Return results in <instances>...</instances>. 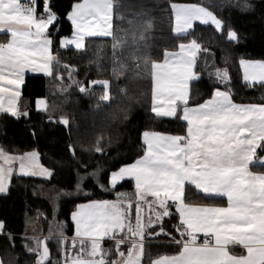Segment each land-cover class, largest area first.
I'll use <instances>...</instances> for the list:
<instances>
[{
	"label": "snow or ice",
	"instance_id": "1",
	"mask_svg": "<svg viewBox=\"0 0 264 264\" xmlns=\"http://www.w3.org/2000/svg\"><path fill=\"white\" fill-rule=\"evenodd\" d=\"M112 7L111 0H76L62 19L52 0H0V31L8 36L0 43V114L30 118V112H21L18 105L26 70L54 77L60 92L75 87L90 96L93 88L102 87L97 107L110 101L111 81L78 80L76 66L61 65L55 37L66 20L72 32L60 37V49L85 51L87 38L109 34ZM169 8L175 36H187L199 22L221 38L226 29V42L239 43L238 33L203 3L173 2ZM210 53L194 37L175 50L165 48L162 58L152 63L151 112L157 118L185 122V134L144 131L142 155L131 163L118 162L106 177L105 169L89 172L75 145H68L81 165L77 192L88 199L83 186L91 179L115 198L77 204L70 214L74 227L70 240L66 221L58 218L50 223L47 236H22V247L31 257L25 264H264V171L250 167L264 164L259 155L264 152V103H235L229 69L213 64L208 72L209 80H214L211 97L189 106L193 88L210 67ZM201 54L205 66L198 70ZM239 67L245 86L264 88V60L240 58ZM35 104L38 112L48 114L47 123L71 128L70 117L64 113L57 117L55 106L45 98L37 97ZM37 136L34 131L33 137ZM94 151L104 154L103 137L97 139ZM41 160L36 149L19 153L0 147V194L9 193L14 176L51 182L55 170ZM127 182L133 191H117ZM193 188L205 200L225 198L226 205L190 203ZM61 194L71 195L63 190L57 195ZM0 237L15 249L17 237L3 219ZM50 241L57 244L55 256ZM105 242H110L109 248H104ZM0 264H5L2 256ZM14 264L19 260L14 258Z\"/></svg>",
	"mask_w": 264,
	"mask_h": 264
},
{
	"label": "trees",
	"instance_id": "2",
	"mask_svg": "<svg viewBox=\"0 0 264 264\" xmlns=\"http://www.w3.org/2000/svg\"><path fill=\"white\" fill-rule=\"evenodd\" d=\"M118 7L113 13L111 37H91L86 40V50L60 49V37L71 35L70 22L64 20L59 35L55 37V49L60 53L61 65L68 63L78 69L77 79L111 81V100L97 107L102 87L93 88L92 95L81 94L77 88L60 92V83L54 77L44 75L25 76L19 101L21 112L29 111L30 118L19 119L0 114V147L19 153L36 149L41 162L55 170V177L48 182L37 177H13L7 195L0 194V219L6 220L9 229L17 237L14 250L8 241L0 237V256L5 264H25L31 257L22 247V236H47L49 225L58 218L66 221V236L73 235L71 212L79 203L88 199H114L115 195L102 192L91 179L85 182L84 192H77V168L81 167L68 151L74 144L79 160L87 164L88 171L97 168L107 171L118 167V162L131 163L142 155L141 135L144 131H158L172 135L185 134L186 123L176 118H157L151 112L152 63L162 58L165 48L175 50L180 42L200 41L211 49L207 56L209 69L191 93L189 105L203 102L212 95L214 80H209L211 65L227 68L231 75L229 85L233 100L238 103H264V88L248 87L242 81L240 58L264 60V0H114ZM61 18L76 0H52ZM175 3H203L239 35V43L228 44L211 26L194 24L192 33L177 37L173 34L172 10ZM245 3L250 7H244ZM42 8V4H41ZM214 54V55H213ZM205 55L199 58L198 70L205 66ZM63 83H69L65 74ZM37 97L45 98L55 106V115L70 117V129L56 123H47L48 114L38 112ZM51 114V110L49 112ZM38 136L33 137V132ZM103 137L104 154L95 153L98 138ZM105 184L107 180L103 181ZM63 190L71 195H57ZM117 191H133L130 182ZM190 203H213L205 200L193 188ZM53 255L57 244L50 241ZM164 251V249H161ZM174 252L175 249H168Z\"/></svg>",
	"mask_w": 264,
	"mask_h": 264
},
{
	"label": "crops",
	"instance_id": "3",
	"mask_svg": "<svg viewBox=\"0 0 264 264\" xmlns=\"http://www.w3.org/2000/svg\"><path fill=\"white\" fill-rule=\"evenodd\" d=\"M111 3H112V0H111ZM177 4H185V3H177ZM113 5V3H112ZM113 13H114V9L112 7V25H111V29H110V32L108 35H105V36H100V37H111L112 36V30H113ZM195 23H199V22H194ZM173 31V30H172ZM91 38V37H90ZM8 39V36H7V33L5 32H2L0 31V42L1 43H4L6 42ZM256 60V59H255ZM28 74H31V75H44L42 73H34L30 70H26L25 71V74H24V79H25V76L28 75ZM45 76V75H44ZM23 86V85H22ZM22 89V88H21ZM210 98V97H209ZM208 98V99H209ZM20 101V100H19ZM19 101H18V105H19ZM36 101V100H35ZM235 102V101H234ZM202 103V102H201ZM235 103H238V102H235ZM239 104H259V103H239ZM196 105V104H195ZM195 105H189V106H195ZM35 107H36V104H35ZM259 155L260 156H264V152H259ZM250 167L252 168L253 171H264V164H260L259 162L257 163H254L252 165H250ZM203 195V194H202ZM214 201L213 203L215 204H218V205H226V199L223 198V197H213ZM84 203H87V202H84ZM213 203H208V204H213ZM80 204V203H79ZM193 204H203V203H193ZM74 229V227H73ZM73 234H74V230H73ZM73 236V235H72ZM71 236V237H72ZM71 237L69 238V240L71 239ZM104 248H109L110 247V242H105L104 243ZM235 251H240L239 248L235 249Z\"/></svg>",
	"mask_w": 264,
	"mask_h": 264
},
{
	"label": "built area",
	"instance_id": "4",
	"mask_svg": "<svg viewBox=\"0 0 264 264\" xmlns=\"http://www.w3.org/2000/svg\"><path fill=\"white\" fill-rule=\"evenodd\" d=\"M112 3H113V9L115 10L117 7H118V4L117 2H115L114 0H112ZM1 43V42H0Z\"/></svg>",
	"mask_w": 264,
	"mask_h": 264
},
{
	"label": "rangeland",
	"instance_id": "5",
	"mask_svg": "<svg viewBox=\"0 0 264 264\" xmlns=\"http://www.w3.org/2000/svg\"><path fill=\"white\" fill-rule=\"evenodd\" d=\"M246 59H248V58H246ZM252 60H255V59H252Z\"/></svg>",
	"mask_w": 264,
	"mask_h": 264
}]
</instances>
